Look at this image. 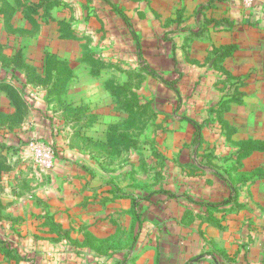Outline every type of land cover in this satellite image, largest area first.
Segmentation results:
<instances>
[{
	"label": "rangeland",
	"instance_id": "rangeland-1",
	"mask_svg": "<svg viewBox=\"0 0 264 264\" xmlns=\"http://www.w3.org/2000/svg\"><path fill=\"white\" fill-rule=\"evenodd\" d=\"M99 1L0 0V264L264 228V0Z\"/></svg>",
	"mask_w": 264,
	"mask_h": 264
},
{
	"label": "crops",
	"instance_id": "crops-1",
	"mask_svg": "<svg viewBox=\"0 0 264 264\" xmlns=\"http://www.w3.org/2000/svg\"><path fill=\"white\" fill-rule=\"evenodd\" d=\"M156 1L151 0L153 3ZM159 1L160 5L163 6H168L171 3L170 0ZM179 1L181 2V0ZM183 1L181 7H184L189 0ZM252 18L250 17L249 21H252ZM238 22L241 24V28L247 25L244 23V18ZM227 29L223 28V31H227ZM232 39L233 36L229 38V41L222 44L231 46V55L236 49V44ZM236 228L239 233L229 235V242L223 239L221 235H215L214 238L207 237L208 246L206 243L193 241L191 235L186 234V232L180 233L175 230V234L166 238H158L157 242L155 241L157 246L152 244L151 247L148 246L146 249L139 250L129 259L139 262L142 255L149 252L151 264H264V228L254 226L253 221L251 224L248 222L239 227L236 226ZM227 230L228 228L218 229L217 232L224 231L223 234H226L225 231ZM150 248H155L153 255ZM86 257L88 258V256Z\"/></svg>",
	"mask_w": 264,
	"mask_h": 264
},
{
	"label": "trees",
	"instance_id": "trees-1",
	"mask_svg": "<svg viewBox=\"0 0 264 264\" xmlns=\"http://www.w3.org/2000/svg\"><path fill=\"white\" fill-rule=\"evenodd\" d=\"M46 2V1H45ZM106 4L109 8H111L112 10H114L115 11V13H116V15L117 16H119L121 19H124L125 20V16L123 15V13L121 12V11H119L117 8H115L114 7V5L110 2V1H108V0H100L99 1V5H101V4ZM49 8H47V10H48ZM34 11H36V10H34ZM66 37H73L72 36V33L71 32H68V34H66L65 35ZM222 46H225L226 48H228V49H224V47H222ZM219 48H222L221 50V54H218V53H216L217 54V56H225V57H228V56H230V54H231V48H230V46H226V45H219ZM223 50H225V51H223ZM218 51V50H217ZM56 57L55 56H53V55H51V56H49L48 57V61H50V62H52L54 59H55ZM215 59H216V57H215ZM63 63V62H62ZM0 90H5L6 92H7V94L9 95V97L11 98V102H13L14 104H17V103H19L18 101H19V99L17 98V94L14 92V89L9 85V84H6V83H3V82H0ZM44 102H46V101H44ZM257 148L258 149H263L264 148V145H260V144H257ZM156 201H158L159 200V198H157V199H155ZM99 264V263H98Z\"/></svg>",
	"mask_w": 264,
	"mask_h": 264
},
{
	"label": "built area",
	"instance_id": "built-area-1",
	"mask_svg": "<svg viewBox=\"0 0 264 264\" xmlns=\"http://www.w3.org/2000/svg\"><path fill=\"white\" fill-rule=\"evenodd\" d=\"M243 1L245 5H251L253 0ZM30 147L34 151V155L39 163L45 168L50 167L54 158V150L51 147H45V145L42 142L37 141V139L30 142Z\"/></svg>",
	"mask_w": 264,
	"mask_h": 264
}]
</instances>
